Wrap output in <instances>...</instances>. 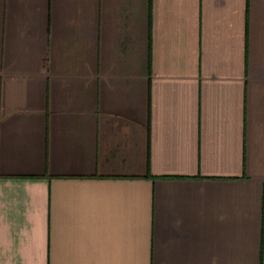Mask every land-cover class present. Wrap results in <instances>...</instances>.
Wrapping results in <instances>:
<instances>
[{"label":"crops","instance_id":"obj_1","mask_svg":"<svg viewBox=\"0 0 264 264\" xmlns=\"http://www.w3.org/2000/svg\"><path fill=\"white\" fill-rule=\"evenodd\" d=\"M0 264H264V0H0Z\"/></svg>","mask_w":264,"mask_h":264}]
</instances>
